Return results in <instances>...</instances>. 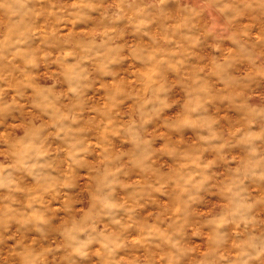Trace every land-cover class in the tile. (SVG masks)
Returning <instances> with one entry per match:
<instances>
[{
	"label": "clouds",
	"instance_id": "obj_1",
	"mask_svg": "<svg viewBox=\"0 0 264 264\" xmlns=\"http://www.w3.org/2000/svg\"><path fill=\"white\" fill-rule=\"evenodd\" d=\"M0 264H264V0H0Z\"/></svg>",
	"mask_w": 264,
	"mask_h": 264
}]
</instances>
